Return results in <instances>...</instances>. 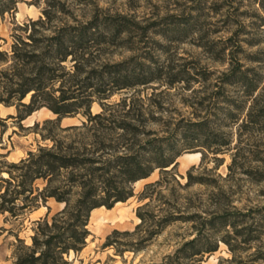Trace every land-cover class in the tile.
I'll list each match as a JSON object with an SVG mask.
<instances>
[{
    "label": "trees",
    "instance_id": "obj_1",
    "mask_svg": "<svg viewBox=\"0 0 264 264\" xmlns=\"http://www.w3.org/2000/svg\"><path fill=\"white\" fill-rule=\"evenodd\" d=\"M6 11L0 6V17ZM45 15L49 20L47 12ZM131 22L124 17L95 15L86 23L51 28L38 19L17 27L15 31L20 33L12 35L9 50L1 49V41H6L0 36V104L16 107V115L8 118L20 124L41 108L56 116L42 126L45 133L41 138L50 141V146H39L18 162L0 166V215L18 220L46 206L49 199L63 203L50 219V208L46 206V215L33 221L29 245L18 239L14 264H69V254H78L86 246L90 213L100 207L111 209L133 197L134 183L148 178L156 169L161 177L146 184L139 195L140 200L149 199L136 209L139 223L132 231L113 230L104 247L113 248L116 255L137 253L170 225L189 223L190 238L182 237L173 253L155 264H200L206 254L217 251L219 242L227 246L231 257L221 258L218 264H264V206L239 209L232 205L228 192L212 175H205L217 169L219 163L197 175L193 174L197 168L192 166L184 184L176 180L174 170L180 149L197 148L202 162L207 153L223 154L222 147L230 144L225 138L217 139L208 117L189 121L182 131L174 129L168 136L158 137L143 129L144 108L136 103L134 94L116 103L106 102L115 93H127L155 80L154 70L145 71V63L130 66L127 61L108 64L96 60L103 48L130 30ZM67 62L72 63L71 68L65 65ZM235 71L232 69L226 77L234 76ZM241 76L243 80L245 75ZM254 91L255 86L249 84L246 95L251 97ZM28 95L29 101L24 102ZM94 101L101 111L92 114ZM255 106L253 99L245 116L250 122L264 116V109L259 111ZM79 114L85 118L81 124L60 126L61 119ZM228 115L238 121L236 114L229 111ZM177 139L183 141L181 148L175 143ZM213 160L220 161L216 156ZM234 162L235 156L228 165L227 178ZM39 179L45 182L42 188L35 185ZM255 179L262 181L264 175ZM170 182L183 190L193 185L210 189L206 199L200 200V207L176 202L168 203L166 210L146 211L154 194L167 189ZM190 208L197 209L191 213L187 211Z\"/></svg>",
    "mask_w": 264,
    "mask_h": 264
},
{
    "label": "rangeland",
    "instance_id": "obj_2",
    "mask_svg": "<svg viewBox=\"0 0 264 264\" xmlns=\"http://www.w3.org/2000/svg\"><path fill=\"white\" fill-rule=\"evenodd\" d=\"M2 5L7 9L0 17V36L6 41H1L2 50H9L12 35L20 33L15 31L18 26L38 19L51 28L86 23L95 15L130 19V30L103 48L96 60L108 64L127 61L130 66L145 63V71L154 70L155 80L126 90L127 93H115L106 102L116 103L134 94L136 103L144 108L143 129L153 131L158 137L168 136L174 129L182 131L187 122L208 117L217 139L225 138L230 144L222 147L223 154L207 153L202 162L197 148L180 149L181 155L198 152L200 158L182 166L180 155L174 170L176 180L184 184L186 172L192 166L197 168L193 172L197 175L219 163L217 169L205 175H212L228 192L232 205L239 209L264 206V180L255 179L264 175V116L254 122L245 117L253 99L256 110L264 109V0H0ZM65 65L71 68L72 63ZM232 69H236V74L227 78ZM242 74L245 79L240 80ZM249 84L255 86L251 97L246 95ZM29 99L28 95L24 102ZM90 110L92 114L99 113L101 106L94 101ZM229 111L236 114L237 122L229 117ZM9 115H16V107L0 104V166L4 162H18L39 146H50V141L41 138V133H45L42 126L45 120L56 118L44 109L35 111L19 124ZM84 120L79 114L61 119L60 126L79 125ZM36 123L38 126H34ZM175 143L180 147L183 141L177 139ZM214 156L220 161H214ZM233 156L232 174L227 178ZM160 177L156 169L147 179L133 185V197L111 209H94L88 222L90 235L86 246L78 254H69V264H155L173 253L182 237L190 238L191 224L175 223L137 253L126 251L116 255L113 248L104 247L106 237L113 230H134L139 223L137 207L149 201L140 200L139 195L146 184ZM35 185L42 188L45 182L39 179ZM209 189L193 185L183 190L170 182L167 189L154 194L146 211L166 210L168 203L176 202L200 207V200L206 199ZM46 206L50 208L48 219L63 207L54 199H49ZM46 206L18 220L0 215V264H14L18 239L25 245L31 243L33 221L46 215ZM230 257L227 246L219 242L217 251L206 254L200 264H218L221 258Z\"/></svg>",
    "mask_w": 264,
    "mask_h": 264
},
{
    "label": "bare ground",
    "instance_id": "obj_3",
    "mask_svg": "<svg viewBox=\"0 0 264 264\" xmlns=\"http://www.w3.org/2000/svg\"><path fill=\"white\" fill-rule=\"evenodd\" d=\"M44 109L47 110L49 113H51L53 116H55L50 110H48L46 108H41V109L37 110V112H40L41 110H44ZM64 119H70V118H64ZM179 158L183 159V160H181L182 161L181 165L182 166H186L189 161H193V160L199 159L200 158V154L198 152H195V153H191L190 152V153H185V154L181 155ZM3 174H5V173H3ZM145 179H147V178H145ZM145 179L138 180L134 184L137 185L139 182H141V181H143ZM118 203H120V202H118ZM118 203H116V204H118ZM61 205H63V203H61ZM101 208L102 207H100L99 209H101Z\"/></svg>",
    "mask_w": 264,
    "mask_h": 264
},
{
    "label": "crops",
    "instance_id": "obj_4",
    "mask_svg": "<svg viewBox=\"0 0 264 264\" xmlns=\"http://www.w3.org/2000/svg\"><path fill=\"white\" fill-rule=\"evenodd\" d=\"M59 204V203H58Z\"/></svg>",
    "mask_w": 264,
    "mask_h": 264
},
{
    "label": "water",
    "instance_id": "obj_5",
    "mask_svg": "<svg viewBox=\"0 0 264 264\" xmlns=\"http://www.w3.org/2000/svg\"><path fill=\"white\" fill-rule=\"evenodd\" d=\"M64 119V118H63Z\"/></svg>",
    "mask_w": 264,
    "mask_h": 264
}]
</instances>
